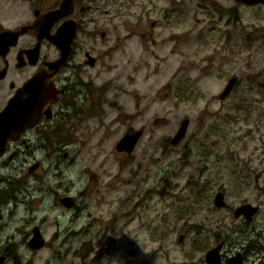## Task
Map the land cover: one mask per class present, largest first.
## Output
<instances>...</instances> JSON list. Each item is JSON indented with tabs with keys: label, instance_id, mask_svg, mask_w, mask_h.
I'll return each instance as SVG.
<instances>
[{
	"label": "rangeland",
	"instance_id": "rangeland-1",
	"mask_svg": "<svg viewBox=\"0 0 264 264\" xmlns=\"http://www.w3.org/2000/svg\"><path fill=\"white\" fill-rule=\"evenodd\" d=\"M19 4L0 0V21L11 24L5 14ZM95 14L83 15L84 43ZM141 25L147 35L119 36L110 53L99 46L96 113L67 147L73 158L60 163V176H51L52 160L46 177L26 180L32 199L42 188L47 201L20 204L21 191L1 208L0 251L13 242L29 264H205L219 241L229 254H264V3L180 0ZM232 75L236 84L219 98ZM184 117L185 135L171 144ZM139 128L133 150L117 151ZM218 190L225 208L213 203ZM65 195L75 206L59 202ZM243 202L259 206L251 224L233 216ZM32 223L46 240L36 251L22 235Z\"/></svg>",
	"mask_w": 264,
	"mask_h": 264
},
{
	"label": "flooded vegetation",
	"instance_id": "flooded-vegetation-1",
	"mask_svg": "<svg viewBox=\"0 0 264 264\" xmlns=\"http://www.w3.org/2000/svg\"><path fill=\"white\" fill-rule=\"evenodd\" d=\"M19 1L21 4L4 17L12 18L13 22L6 24L0 21V33L10 31L3 37L4 41H0V112L12 101L10 113L17 132L14 139L6 141L4 150L0 153V212L9 198L16 202L15 192L22 191L20 204L23 205L26 196L38 203L47 201L48 195H45L42 188H38L37 199H32L35 196L25 186L26 180L28 181L31 176L46 177L45 173L51 171L52 160L56 162L57 172H52L51 176H60V163L73 158L67 147L74 142H80L82 136L77 135L79 128L85 120L94 116L97 109L98 97L95 95L100 87L96 81L101 58L99 46H103L102 52L110 53L120 45L116 42L119 36L126 39L133 35L140 37L147 35L148 32L141 30L145 28L141 25L143 17L147 18L149 12L168 16L178 8L180 2V0H73V5L66 8L67 12L59 13L56 10L62 0ZM162 1L167 2L165 8ZM219 9L224 10L221 6ZM89 10L93 13L100 10L101 15L95 14V17L92 15V27L88 29L91 43H84L83 15ZM102 13H106L107 17L102 16ZM103 18L110 23L108 31L107 24L101 25V21H105ZM71 19L76 22V27L73 40L69 42V31L60 33L59 29ZM158 23L155 18L148 22L151 36L156 34ZM109 31L112 32L111 35ZM138 41H141L140 38ZM26 121H31V124L18 131V126ZM65 196L58 198L60 203H62L60 199ZM71 198L72 205L62 204L67 208L75 206L76 201ZM225 206L226 203L216 207ZM256 206L257 210L250 219L243 214L235 216L236 207L233 209V216L241 218L244 224H251L259 212V206ZM43 218L41 215L40 219ZM39 226L35 224L28 233L22 232L31 251L42 248L46 242ZM34 228H38L43 238V244L37 248L29 245ZM250 242L252 244L253 240ZM223 243L219 241L208 249L218 246L214 254L217 255L216 260L211 263L206 259L208 251L206 250L203 257L205 264H229L228 260L236 255H239L240 264H264V254H259V251L255 250V255L243 251L229 254L227 250L222 251ZM253 247L257 248L255 245ZM9 262L30 263L13 242L3 246L0 251V264Z\"/></svg>",
	"mask_w": 264,
	"mask_h": 264
},
{
	"label": "water",
	"instance_id": "water-1",
	"mask_svg": "<svg viewBox=\"0 0 264 264\" xmlns=\"http://www.w3.org/2000/svg\"><path fill=\"white\" fill-rule=\"evenodd\" d=\"M237 2H242L245 4H255V3H264V0H235ZM73 5V0H62L60 2L59 8L56 11L60 12H67L66 8H70ZM52 12V11H50ZM75 27L76 22L74 20H68L65 24H63L59 31L60 33H64L65 31H69V42L73 40V37L75 35ZM10 31H3L0 33V41H4L3 37H6ZM237 77L235 75H232L224 85L222 91L219 93V98H225L233 89L234 85L236 84ZM11 109H12V101L8 103L6 108L0 112V153L3 152L5 143L8 139H14L17 136L16 129L14 127V121L11 115ZM189 117H184L173 135V137L170 138L171 144H177L185 135V132L187 130L188 124H189ZM31 124V121H26L25 123L22 122L21 126H18L17 130L19 131ZM143 134V129L139 128L136 130H133L131 132H125L119 140L115 143V148L117 151H124L127 153H130L135 145L137 144L138 140ZM60 201L66 205L70 206L73 204V199L70 196H65L60 199ZM213 203L216 206H223L225 201L223 198V192L217 191ZM257 210V206L253 205L249 202H245L239 206H237L234 210V215L239 216L243 214L247 219H250L254 212ZM179 240L182 239V235H179ZM43 244V238L38 231V228H34V235L29 241V245L31 247L37 248L40 247ZM218 246L214 247L207 251L206 253V259L208 262H213L216 260L217 255H214L217 251ZM229 264H240L239 255L233 256L228 260Z\"/></svg>",
	"mask_w": 264,
	"mask_h": 264
}]
</instances>
